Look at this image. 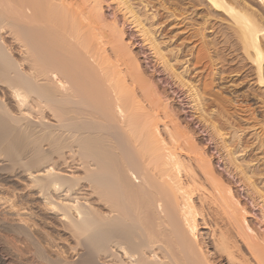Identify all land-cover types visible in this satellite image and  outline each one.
Instances as JSON below:
<instances>
[{
    "label": "bare ground",
    "instance_id": "bare-ground-1",
    "mask_svg": "<svg viewBox=\"0 0 264 264\" xmlns=\"http://www.w3.org/2000/svg\"><path fill=\"white\" fill-rule=\"evenodd\" d=\"M108 1L122 25L116 15L107 16ZM204 1L211 13L229 18L225 43L254 68L246 76L245 68L231 70L245 80L236 87L255 80L264 89V18L238 0ZM142 4L143 9L132 0H0V190L16 191L25 183L67 234L73 255L48 253L33 229L34 215L21 213L25 208L4 195L0 202L9 205L0 210V231L17 238L13 248L21 258L30 255L28 264H214L213 251L229 264H264L263 231L250 225L232 182L218 172L171 104L176 100L134 52L125 25L136 29L194 109L209 114L204 121L221 137L229 172L261 194L253 174L264 177V156L258 158V147L236 130L248 119L237 120L207 86L200 88L204 55L187 50L191 38L183 39L176 54L168 52L166 43L182 37L154 30L158 22L150 20L158 21L159 12L149 1ZM202 35L209 48L218 44ZM182 59L186 69L179 72L183 67L173 62ZM211 59L215 68L222 57L214 51ZM214 70L216 80L227 79L225 71ZM251 92L247 99L253 95L264 104V94ZM222 125L234 133V147H243L247 165L239 162ZM202 229H212V249ZM1 254L0 264H13Z\"/></svg>",
    "mask_w": 264,
    "mask_h": 264
},
{
    "label": "rangeland",
    "instance_id": "rangeland-1",
    "mask_svg": "<svg viewBox=\"0 0 264 264\" xmlns=\"http://www.w3.org/2000/svg\"><path fill=\"white\" fill-rule=\"evenodd\" d=\"M132 1L133 4L134 3L138 4V6H140L141 9H143L142 2L149 1L151 3V6L155 7L153 10L154 11L158 10L156 11V13L159 12L158 13L159 17L157 18L158 21L150 20V22L151 21L158 22L157 26H155L157 29L154 27V30L166 28L165 32L168 33L170 36L174 35L177 37L180 36L182 37V39H178L177 43L170 44L169 41L166 43L167 45H171L170 49H168V52L171 50L173 53L175 52L174 54H176L179 47H181V44L184 43L183 39L191 38V41L186 42L188 44L187 50L193 49L195 50L194 52L196 55L199 56L204 55L203 57H205V60L202 62V66L200 67L201 69L200 68L198 69L199 71L200 70L203 71V72L200 71L201 76L199 75L197 77L198 79H196L198 85H200V88L207 86L209 92L219 98V99L217 98L218 99L217 102H219V105L222 104L223 106H226L227 109L229 110V114L234 115L237 120H242L244 122V119L245 120L248 119V121H245L244 124H242L243 129H241L240 126H237L236 130H239V135H241L242 137L247 136L244 141H248L250 145L253 144L254 146H256V148L258 147L257 148L258 150H256L257 151L256 156L258 158L259 157L262 158L264 156V145H263L264 144V104H262L261 100L255 98L253 95L251 96V100L247 99V97L252 93L251 91H254L260 97V95L264 94V89L260 88L255 80L248 83L246 87L243 88L241 87L242 89L240 87L239 88L236 87L240 84H243L245 80L239 78L240 74L238 75L237 73L231 74L230 73L231 70L239 71L238 70L239 68L240 69L245 68L241 74H244V76H246V74L252 73L254 71V68L252 67L251 64L248 63V61L244 60L239 53L235 52V50L231 48L232 45L225 43L224 35L226 33H228V35L231 34V30L229 29L231 27L229 18L225 15H217L211 13L212 8H210L208 3L204 0H141V1L132 0ZM228 1L236 2V0H228ZM238 1H240L243 5L249 6L252 11H255L256 14L257 13L259 14L258 15L259 17L264 18V6L261 3L257 2L256 0H238ZM107 5L111 6L109 8L106 7L107 9L106 14L109 17V19H113L114 16L116 15V17L118 18L117 19L118 22L122 25L123 18L115 8V5L109 4V1ZM151 14L152 13H150V15L148 16L150 17ZM125 28H126L127 36L134 44L133 45L134 52L138 54V56L141 58L142 62L144 63V66L149 69L148 71L150 74L151 73L153 74L155 72L154 74L156 77V81L157 83H159L162 89L169 90V94L171 95V97H173V99L176 100V101L172 100L170 102L175 106L176 110H178L179 117L182 121H184L185 123L184 125L187 124L186 126H188L190 130L196 133V138L200 142H202V145L204 144L203 147L206 146V152L208 151L207 153L212 156V159L216 165L218 172L222 173V175H224L226 179L232 182L235 192H237L242 204L246 207V211L249 212V214H247L248 216L247 220L250 223V225L253 226L255 229L259 230L260 232L263 231L264 233V210H263L264 209V177L263 176L261 177L257 174L256 175L253 174V179L255 181L253 183L255 184V186L259 187L261 191H263V193L261 192V194H259V192L257 193V191L256 190L254 191L252 188L250 189L251 191L248 189L249 182L245 181L246 179L244 180V178L242 179L241 177L239 178V176L235 172H233L234 174L229 172L230 169L227 168L225 164L226 162L225 155H227V152L222 146L223 143L222 140L220 139L221 137L218 136V134H216V132L210 128V123L208 121L206 122L204 121V118H207V120L209 118L210 120L209 114L207 115L208 117L206 115L205 117L194 109L192 102L188 100L186 95H184V91L178 86L174 85V81L168 76V74H166L163 71V69L159 66V64H156L150 50L142 43V39L137 33L136 29L133 28V26L127 24L125 25ZM188 28H189V32H187ZM184 29H186L187 31ZM202 34H208L209 40L212 42H216L218 44L216 46L213 44V46L209 48V46H207L206 43L203 41L204 39ZM162 39H167V38L163 37ZM214 51L218 52L222 57V59H220L221 61L219 60L218 62L219 64L217 67L219 68V71L222 72V74L224 73V71L226 72L223 74V76L227 78L225 80H220V81L216 80L214 69L217 67L214 68L215 65L213 63V60L211 59V55L214 54ZM181 62L180 63L179 61L178 63H176L175 61L173 62V64L175 63L177 67L179 66L183 67L179 69V72H181L182 70L184 71L186 69L185 68L186 66L184 64L186 62V59L185 60L182 59ZM198 70L195 73H197ZM195 73L193 75H195ZM234 88H237L240 91L236 92ZM225 118L227 119V117ZM225 118H222L221 121L222 122L225 121L226 120ZM224 127L223 125L221 126V128L219 127L221 133H223L227 139L231 140L232 145L229 142V144L231 145L230 147L232 150L235 149V151L237 152L236 156L238 157L240 156L239 162L247 165V163L244 160L246 155L243 150V147H239L237 149L234 147L236 145L237 139L233 137L234 133L232 132V130H230L229 128L226 129V126ZM245 129L247 130L246 131L247 133L245 132ZM243 144L244 146H246L247 143H243ZM219 146L220 147L222 146L223 149L220 148ZM259 147L262 148L260 149ZM261 162L260 164H264V161ZM247 170L248 173L251 172L250 171L251 169H247ZM21 184L18 185V187L15 186V188H18L16 190L17 192L13 191L12 189L11 190L8 189L10 187L7 188L8 190L6 189V187L5 188L3 187V189H1L3 193L1 192L0 196L4 195L2 196L3 198L12 197L11 199L13 200L15 199L19 209L21 208L22 210L25 208V210L21 211V213L29 212L34 215L35 219L37 220L36 221L37 225L35 222V226L37 227L33 229L35 233L37 232V234H39V236L42 238L41 240L43 241L44 246H46L47 249L46 248L45 249L48 250V253H52L51 255L54 257L61 255L64 258L71 259L70 257H72L73 253L70 250V244H69L70 241H68L69 239H67L68 238L67 234L58 225V223H56L55 221L54 223L53 220L49 219V216L51 215L50 212L46 210V208L40 202L38 197L34 195L33 191L27 188L25 183L21 182ZM5 201L4 202L2 201L3 204L0 202V206L2 207L0 210H4V208H6L9 205V203ZM18 204L21 205V207ZM2 205H4V207ZM6 209L8 210V207ZM6 209L5 211H7ZM16 218L15 216L7 217L8 221L12 224H14V222H17ZM201 228H204L202 222H201ZM211 231L212 229H202V232L204 234V235L202 234V236H204L205 241L207 240V243L210 246L209 249H212L211 237L209 236L210 235L209 233H211ZM2 232L6 236H8L7 232L5 233V231H0L1 234L0 253H2L1 255L4 256L6 260L9 259V261L13 264L30 263L28 262L31 261L28 259L30 258L29 257L30 255L27 257L25 255V258L24 257L21 258L19 253L15 251L14 248L17 245V244L15 245V242L18 243V245L20 244L17 238L14 236L13 238L16 240H14L13 242V238H11L12 237L11 235H9L8 236L9 238L7 239L5 238L6 236L2 234ZM4 238L6 240H4ZM9 239H11L12 242H10ZM9 243L10 244L13 243V244H11L10 246ZM244 250L245 249L243 248L242 252L245 253ZM211 259L214 261V264H229V260L227 259V257L225 255L223 256L220 253H217L216 251L212 252ZM236 264L239 263L236 262Z\"/></svg>",
    "mask_w": 264,
    "mask_h": 264
}]
</instances>
